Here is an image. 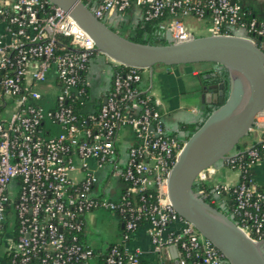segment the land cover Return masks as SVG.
<instances>
[{"label": "built area", "instance_id": "1", "mask_svg": "<svg viewBox=\"0 0 264 264\" xmlns=\"http://www.w3.org/2000/svg\"><path fill=\"white\" fill-rule=\"evenodd\" d=\"M82 1L102 20L141 6L175 42L195 36L183 20L190 15L209 16L208 34L257 44L264 36V20L246 18L236 0ZM98 54L50 0H0V244L14 226L0 264H231L170 200L168 176L187 137L166 129L143 68L114 71L97 111L75 108L90 99L85 74ZM263 117L255 116L251 134L264 128ZM124 126L135 143L120 153ZM262 160L264 147L235 149L218 163L237 171L239 183L196 191L253 240L264 238V187L253 174ZM211 167L196 180L206 181ZM97 211L120 222V241L106 248L89 242Z\"/></svg>", "mask_w": 264, "mask_h": 264}, {"label": "water", "instance_id": "2", "mask_svg": "<svg viewBox=\"0 0 264 264\" xmlns=\"http://www.w3.org/2000/svg\"><path fill=\"white\" fill-rule=\"evenodd\" d=\"M50 1L89 34L99 54L127 68L148 70L151 82L154 67L159 64L217 63L227 69V94L223 83L202 86L201 109H206V99L214 107L186 139L169 173L168 192L177 212L193 223L231 264H264V239L253 240L193 188L200 172L229 157L238 143L251 134L255 116L264 111V49L239 35L207 34L175 42L170 30L166 31L165 43L137 42L113 30L82 0Z\"/></svg>", "mask_w": 264, "mask_h": 264}, {"label": "crops", "instance_id": "3", "mask_svg": "<svg viewBox=\"0 0 264 264\" xmlns=\"http://www.w3.org/2000/svg\"><path fill=\"white\" fill-rule=\"evenodd\" d=\"M244 8L250 9L254 16L260 20H264V0H236ZM143 16V7L133 6L123 15L108 16L104 20L107 24L117 26L123 30L129 31V27L134 25ZM183 20L194 33L195 36L207 35V28L210 20L201 19L196 16L190 15L183 17ZM264 49V42H263ZM113 60L109 57L98 54L92 59L88 71L85 74L86 79L91 83V94L93 98L105 101L106 93L111 86V81L114 73ZM203 64V63H198ZM207 64V63H204ZM212 64V63H211ZM213 67V65H212ZM211 69V68H210ZM201 71L199 67L186 66L184 64L163 66L156 65L153 71L154 80L151 82L150 73L148 70L144 72L143 86L146 91L152 95L157 109L162 113V118L166 129L169 132L176 133L180 136L187 137L188 131L181 130V123H200L206 117L207 112L210 111L211 105L209 101H205L206 109L202 110L203 104L200 94L203 92L202 86L206 83L203 81L202 73L208 71ZM185 75H191L196 79L188 84L185 83ZM217 91L211 90L210 92ZM208 91H206L207 93ZM182 93L188 95L186 101L178 96ZM159 97L169 100V102H161ZM176 99V100H173ZM210 101L212 98L209 99ZM214 107V106H213ZM264 120V117H263ZM264 134V128L258 129V133L253 135L251 143L258 140L261 141ZM118 149L120 153L124 152L127 147L135 143L134 134L129 126L121 127L117 135ZM119 147H122L121 151ZM254 177L261 187H264V160L255 165L253 170ZM240 181V175L237 171L217 163L213 165L208 171L206 183L209 187H213L217 183L236 185ZM224 196L225 193H222ZM95 213L90 215L89 218L95 217ZM120 236V234H119ZM119 240L113 243L119 242Z\"/></svg>", "mask_w": 264, "mask_h": 264}, {"label": "trees", "instance_id": "4", "mask_svg": "<svg viewBox=\"0 0 264 264\" xmlns=\"http://www.w3.org/2000/svg\"><path fill=\"white\" fill-rule=\"evenodd\" d=\"M246 11V18H253L255 17L253 12L245 8ZM127 12V11H126ZM125 12V13H126ZM173 15H168L167 20L172 21ZM205 19L210 20L209 16H207ZM105 21V20H104ZM161 19H154V20H145L144 17H142L140 20H138L134 25H131L129 27V31L123 30L117 26L110 25V27L117 31L119 34L137 42H144V43H165L166 42V33L161 31L159 29V22ZM107 23V22H106ZM264 42V36L258 40V45L263 49L262 43ZM113 62V68L114 71L116 70H124L125 66L117 63L115 61ZM163 65V64H159ZM166 66V65H163ZM144 72L146 69H142ZM203 77V81L206 83H223L225 86L226 94L228 93V85H229V75L227 69L217 63H213V67L209 69L208 71L201 74ZM144 79V75H143ZM91 94V90L89 91ZM103 104V101L100 99L97 101L96 98H93V95L91 94L90 99L86 101V105L83 107L81 105L76 104L75 108L80 112H91V111H97L100 106ZM209 112V111H208ZM207 112V114H208ZM207 116V115H206ZM200 125V123H181L180 129L188 131L187 138L197 129V127ZM249 145H254L261 149L264 147V134H263V140L260 142H254V143H246L242 140L238 143L236 146V150L245 149ZM201 187L205 188H211L208 186L206 181H198L196 180L194 182L193 188L195 191H198ZM232 197L228 196V200L230 201ZM218 207V206H216ZM264 239V238H263ZM261 240V239H260Z\"/></svg>", "mask_w": 264, "mask_h": 264}, {"label": "rangeland", "instance_id": "5", "mask_svg": "<svg viewBox=\"0 0 264 264\" xmlns=\"http://www.w3.org/2000/svg\"><path fill=\"white\" fill-rule=\"evenodd\" d=\"M186 66L191 67H199L201 71H205L207 69L212 68V64H184ZM154 80V78H153ZM185 83L188 84L192 81H196L194 77L191 75H185ZM158 99H161V102H169L167 99L159 97L158 94L155 95ZM181 97L182 100L186 101L188 99V95H185V93H182L178 96V100ZM176 100V99H173ZM254 134H250L249 136L242 139L243 142L250 143L253 139ZM122 151L123 148L119 147ZM116 185L119 187L121 186L118 182H116ZM95 217L89 218V224L91 226V230L89 233V242L95 247V248H106L109 244L113 243L116 240H119L120 236V222L118 217L110 212V211H97L95 212ZM12 220L11 222H13ZM14 229V226L10 225L7 227L6 233L3 236L2 244H0V257L3 254V251L10 248V242H9V236L12 234V231ZM143 238H145L144 235H142Z\"/></svg>", "mask_w": 264, "mask_h": 264}, {"label": "flooded vegetation", "instance_id": "6", "mask_svg": "<svg viewBox=\"0 0 264 264\" xmlns=\"http://www.w3.org/2000/svg\"><path fill=\"white\" fill-rule=\"evenodd\" d=\"M212 65H213V63H212ZM213 108V106H211V109Z\"/></svg>", "mask_w": 264, "mask_h": 264}]
</instances>
